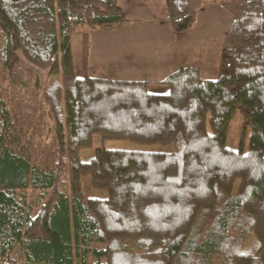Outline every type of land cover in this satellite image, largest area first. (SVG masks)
<instances>
[{
  "label": "trees",
  "instance_id": "trees-1",
  "mask_svg": "<svg viewBox=\"0 0 264 264\" xmlns=\"http://www.w3.org/2000/svg\"><path fill=\"white\" fill-rule=\"evenodd\" d=\"M202 4L166 0V18L184 32ZM223 7L233 20L218 77L186 65L160 81L167 91L150 92L149 81L91 70L89 32L75 72L72 33L131 23L119 0H0L3 66L17 78L22 54L48 68L57 141L56 161L35 164L0 96V264H264V0ZM237 109L251 127L248 151L227 145ZM95 134L162 145L180 137L182 158L98 147L82 160ZM84 175L107 196H86Z\"/></svg>",
  "mask_w": 264,
  "mask_h": 264
},
{
  "label": "rangeland",
  "instance_id": "rangeland-1",
  "mask_svg": "<svg viewBox=\"0 0 264 264\" xmlns=\"http://www.w3.org/2000/svg\"><path fill=\"white\" fill-rule=\"evenodd\" d=\"M120 1L127 8L136 3L134 10V14L136 15H133V17L144 18L148 15L142 9L145 8V1ZM134 1L136 2L134 3ZM164 9L166 12L167 6ZM162 12L163 10H159L158 13H155L161 17ZM232 20L233 16L223 7V0H203L194 24L190 29L184 31L186 38L183 41L189 37L197 39L200 37H210L204 41L197 40L189 43V62L202 67V77L205 79H216L219 75L221 46ZM167 21L169 20L167 19ZM147 26L148 24L142 25L141 28H146ZM84 32H89V35L91 33L90 65L95 68L98 75L113 77L114 75L112 74H117L116 69L113 70L115 71L113 73L111 70L113 68L106 70V67L110 66L113 61L119 60V56L113 54V51L102 49V42L107 39H102L98 34L99 32L94 31L92 33L87 24L78 26L72 33L71 45L75 72L79 76L83 75ZM147 35L150 34L147 33ZM1 45L2 36L0 34V48ZM137 46L138 48H145V43L143 42ZM139 54H142L141 50H139ZM21 56L22 61L17 78H12L9 75L3 66L0 56V96L7 101L15 123L13 132L16 141L23 143L24 148L30 153L32 161L35 164L40 166L52 165L56 161L57 141L54 132V121L50 116L49 106L44 96V88L49 77V70L48 68L38 67L22 54ZM106 71L108 73L104 74ZM148 90L150 92H165L168 90V86L162 83H149ZM83 115L85 118H90L89 113L83 112ZM93 116L94 118H107V115L103 113H95ZM250 128L249 125H245L242 111L237 109L227 135V145L233 149L243 148V150L248 151L251 134ZM98 147L175 152L178 158L181 159L183 142L180 137L167 145L141 143L130 139L102 140L98 134H95L93 136V146L81 150V159L89 160L93 156L94 150ZM82 187L86 196H107L106 190L92 187L89 175L83 176ZM95 245L98 247L105 246L102 243H95Z\"/></svg>",
  "mask_w": 264,
  "mask_h": 264
},
{
  "label": "crops",
  "instance_id": "crops-1",
  "mask_svg": "<svg viewBox=\"0 0 264 264\" xmlns=\"http://www.w3.org/2000/svg\"><path fill=\"white\" fill-rule=\"evenodd\" d=\"M145 1L144 11L146 17H133L136 1L134 5L126 6L119 0L127 15L133 20L131 23L116 26L92 29L91 32H99L102 37V49L113 51L119 56V60L106 67V70L116 69L114 78L146 80L150 83H160L170 73L186 65H193L188 56L190 55V42L202 40L210 37L192 38L185 41V32H176L171 22L167 21L166 0H143ZM163 10L161 17L158 11ZM132 11V13H131ZM157 12V13H155ZM157 15V16H156ZM141 28L142 25H147ZM99 30V31H98ZM149 33L150 35H147ZM91 36V33H90ZM148 37V38H145ZM136 38H138L136 40ZM194 39V40H190ZM145 43V48H138V44ZM141 50L142 54H139ZM91 52V49H90ZM91 70L95 68L90 65ZM96 66V65H95ZM200 68L202 76V67ZM96 73H98L96 71ZM108 72H104V74ZM115 73V71H113ZM116 75V76H115Z\"/></svg>",
  "mask_w": 264,
  "mask_h": 264
}]
</instances>
